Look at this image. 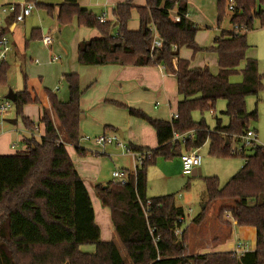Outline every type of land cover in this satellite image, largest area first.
Listing matches in <instances>:
<instances>
[{"label":"trees","instance_id":"1","mask_svg":"<svg viewBox=\"0 0 264 264\" xmlns=\"http://www.w3.org/2000/svg\"><path fill=\"white\" fill-rule=\"evenodd\" d=\"M133 1L116 4L114 20L104 23L80 7L77 0H64L57 10L59 24L67 25L76 19L77 26L95 28L100 34L99 38L78 43L79 65L162 64L176 77L180 100L177 118L172 121L151 119L139 110L116 104L152 126L157 147L149 150L151 158L143 161L126 183L95 185L96 197L101 206L109 209L114 232L131 264H264V146L249 147L253 152L248 155L240 153L244 164L223 186H219L215 176L203 179L208 201L226 202L218 209L219 220L226 212L235 225L255 228L252 251L189 253L186 229L179 237L174 234L178 218L184 214L182 207L176 205L174 194L146 196L147 168L157 158L179 157L206 142L210 155L230 156L233 137L250 130V121L257 119L256 112L246 111L245 98L258 97L264 89V73L258 71L254 59L246 57L249 49L246 34L255 21L264 27V0H231L230 29L221 31L214 38L215 46L208 49L217 54L219 70L215 75L207 67L190 68L188 60L179 58L181 48L193 54L201 51L195 42L198 26L187 17L188 0H145L144 6H136ZM229 1L216 0L218 21ZM25 2L34 3L50 17L55 12L51 4ZM133 9L138 14L137 30L128 29ZM19 11V6H14L13 20ZM174 15L179 16V21H174ZM151 26L162 40L159 49H150ZM39 36L40 30L32 29L28 40ZM242 61L245 66L241 82H230ZM7 70L6 62L2 63L0 86L6 84ZM64 81L68 91L66 101H59L56 93L45 91L51 114L44 111L40 118L42 135L38 139L33 136L24 139L25 147L19 151L0 155V264H126L112 241L100 239L90 196L67 152L66 146L71 145L81 156L85 155L78 147L83 91L76 73L64 75ZM218 99L226 102L223 111L228 118L226 125L217 120L210 130L203 121L192 120L193 111H212ZM33 103H37V98L26 88L14 93L16 115L21 116L29 130L34 125L22 116V108ZM188 131L195 132L193 140L171 141L173 133ZM127 150L144 149L130 146ZM147 200L150 204L145 217L141 205ZM84 245L94 246V252H82L80 247Z\"/></svg>","mask_w":264,"mask_h":264},{"label":"crops","instance_id":"2","mask_svg":"<svg viewBox=\"0 0 264 264\" xmlns=\"http://www.w3.org/2000/svg\"><path fill=\"white\" fill-rule=\"evenodd\" d=\"M44 1L49 2L45 3ZM63 1L64 0H37L38 3L53 5L55 7L53 16L50 17L43 9H37L34 7L28 16H25L22 21H19L16 18L13 20V11H8V8L16 5L20 7L26 3L25 0H0V18L5 24L3 33L8 39L10 46L5 61L6 64H8L9 69L12 67V64L9 62L13 59H18L23 62L27 58L34 64H41V62L44 64L49 62L52 56H59V60L55 62L57 67L56 74L59 77V81L65 82L64 75L76 73L78 75L80 89L83 91L80 97V114L78 120L79 138L86 136L92 137L101 133H117L119 137H121L120 139H122L123 145H125L124 147L129 148L130 146H133L144 150L155 149L157 147V138L152 126L141 118L129 115L125 108L118 107L116 104L139 110L151 119L172 121L174 120L173 116L177 112V104L180 100L177 93L175 75L169 73L162 64L144 67L79 65L77 63L78 43L82 40L99 38L100 34L95 28L59 25L57 22V10L58 6L62 4ZM123 1L124 0H77V3L80 7L87 9L91 13H95L96 17L104 15L107 22H109L114 20V6ZM133 4L136 6H144L145 0H134ZM212 6H214V4ZM187 8V17L193 23L196 22L189 14L191 10H196L201 15L205 16L206 7L202 4V0H188ZM94 9H96V12L93 11ZM33 15L38 16V18L40 17V19L42 17V23L40 26H34L37 24L32 19ZM44 17H46L45 20H43ZM32 29H39L40 36L36 40L29 41L28 39ZM128 29H138V14L135 9L131 11V19L128 22ZM221 31L224 30H220L217 34L213 35L209 46L200 47L195 37L197 46H199L201 50H208L211 47H214V38L217 37ZM45 33L49 34L52 38V44L49 46H46L41 42L42 36ZM253 48L254 46H252V49ZM211 52L212 53L205 52L202 56V60H199L197 59L198 56L193 54L191 50L181 48L179 50V58L182 60H188L190 68L207 67L210 73L215 75L219 70L217 54L213 51ZM251 52L252 51H250V55L246 54V57L254 59L257 62L258 68V61L256 57L251 55ZM209 55L210 57H208ZM32 56L34 59H32ZM173 65L174 67L176 66V59L173 60ZM244 66L245 62L242 61L238 65L236 73L229 78L230 82H241L242 69ZM235 77L238 78V80H233ZM39 80H42V76L39 77ZM44 89L45 91L49 90L56 93L59 101L64 102L68 99V97L59 96V88L57 86H54L53 89L46 87H44ZM44 89L42 91H35L34 88L29 90L30 94L37 98V103H35L37 107L35 108L34 117H32L33 115L28 111V105L22 109L23 116L27 117L34 126L39 124L43 112H49L50 110ZM12 93L14 94L15 92ZM256 101H259V95L256 97ZM210 112H213V110ZM252 112H256V110ZM3 113H0V115ZM217 120H219V124L221 125L227 124H223L220 118H215V125ZM4 122L7 126L3 130L0 129V155L14 153L15 143L17 141L21 142L23 149L25 147L23 142L24 139H29L32 136L38 139L35 132H33V129H26L21 122L20 124L18 123V118H7L4 119ZM106 126H110L112 129L105 128ZM250 130H253L256 134V131L251 127ZM13 132L17 133L16 138L11 136ZM78 141V147L85 152L84 156H81L79 152H76V149L71 145H67L66 149L84 184H86L87 179L93 184V186L97 184L106 185L107 183L114 182L113 180H107L109 179V173L111 175L113 170L121 169L127 170L128 172L132 171L134 161L131 154L128 152L117 150V146L115 145H106L103 148H100L95 145L91 139L88 141ZM232 143L238 142L232 141L231 144ZM231 144L230 149L232 148ZM247 149L248 148H245L241 153L246 155ZM196 150L198 151V149ZM90 151H94L95 153L92 154ZM175 158L176 159L174 160L173 158L169 160L171 163L175 162L177 168L173 171V174L165 176L166 178H170L172 175L182 176L179 157ZM160 159L162 158H157L156 162ZM113 160L117 162L121 161V163L118 164L119 167L116 168L114 164V168L111 169V172L105 171L106 167L104 165L106 163L110 164ZM200 174L201 162L197 168H194L191 171L190 175L200 176ZM88 194L91 200L92 193L88 191ZM93 201L94 204H92V207L94 211V220L100 230V239L102 241H113L117 236L113 229L109 209L101 206L96 197L95 191ZM225 203L226 202L215 203V210L213 211L212 216L208 219L205 218V216L201 217V220H199L200 218L195 219L198 216L197 215L189 218L188 221L182 225V229H185L187 226L186 230L189 232L188 242H204V238L202 239L200 235L198 236L200 226H206L208 231L206 236L208 234L212 236L210 238L211 243L209 246L208 244H205L200 248H196L199 245H193V248L198 249V254L210 252H234L237 254L238 252H236L235 247L238 243L245 246V251L254 250L256 237L255 228L235 225L228 213L225 212L226 214H223L224 216L222 219L218 220V224L213 225L215 222L213 221V226L210 225V223L204 225L206 222L210 221L213 216L216 218L219 207ZM203 207L204 205L201 209H203ZM82 247L83 246L80 247V250L85 252L84 249L82 250ZM88 251L89 252L87 253H92L91 249H88Z\"/></svg>","mask_w":264,"mask_h":264},{"label":"rangeland","instance_id":"3","mask_svg":"<svg viewBox=\"0 0 264 264\" xmlns=\"http://www.w3.org/2000/svg\"><path fill=\"white\" fill-rule=\"evenodd\" d=\"M46 2H49V1H46ZM202 4L206 7L205 16L201 15L196 10H191L189 12L190 16H192L191 18L196 22L195 24H197L198 26V31L195 37L200 47L209 46L213 35L217 34L218 31L230 29V25H229L230 10L228 9L229 2L226 4L225 9H224V14L219 21L217 20V7L215 5L216 4L215 0H202ZM213 4L214 6H212ZM93 11L96 12V9H94ZM34 13H35V10H34ZM93 14L95 15V13ZM32 19L37 24L34 26H40V24L42 23V17L40 19V17L38 18V16L33 15ZM45 19L46 17L43 18V20ZM68 25L79 27L77 26L76 19L72 20L71 23L65 26H68ZM80 28H83V27L80 26ZM57 36H60V35H57ZM246 41L248 45L250 46L246 54L250 55V51H252L251 55L256 57L258 61L259 71L261 73H264V27H261L258 21H255L254 29L247 32ZM252 46H254L253 49H252ZM205 52L212 53L210 50L198 51L197 53H195V55L198 56L197 59L202 60V56L204 55ZM190 56H191V52H190ZM208 57H210V55ZM32 59H34L33 56H32ZM13 60H10L9 62L12 64V67L9 69V66H8L6 84L3 86H0V103L6 100L4 96L9 91L18 92V91H22L24 88H26L28 91L31 88H34L35 91H42L44 87L53 89L54 86H57L59 88V94H60L59 96L68 97V91H67L65 82L59 81V77L56 74L57 67H56L55 62H47L49 64L47 63L42 64V62L40 61L42 64L41 65V64H34L31 61H29L27 58L23 62H21V60L19 61L18 59H13ZM40 76H42L41 81L39 80ZM233 80H238V78L235 77ZM44 92H45V89H44ZM258 95H259L258 102L256 101L255 96L249 95L245 98V104H246V109L248 112H252L256 110L257 119L255 121H250L249 126L256 131V136H257L256 144L260 146H264V89H262V91ZM225 104H226L225 100L218 99L215 104V108L213 112L204 111L203 113H200L197 110L193 111L191 113L192 120L194 122L203 121L210 128V130H212L215 126V118H220L222 120V123L226 124L228 122V119L222 113V111L225 109ZM27 105H28V111L30 112L31 115H33L32 117H34L35 108L37 106L35 105V103L27 104ZM27 105H24L23 108ZM6 111L7 112L0 115V129L3 130L6 128L7 125L4 122V119H7V118H18V123L20 124L21 122V124L24 127L21 116L16 115L13 102L10 101L9 107ZM49 113L51 114L50 110H49ZM22 116H23V113H22ZM16 135L17 133L13 132L11 136L16 138ZM120 142L123 144L122 139H120ZM231 146L238 147L239 144L232 143ZM21 149H22V144L20 141H17L15 143L14 150L19 151ZM117 150L121 151L119 147H117ZM246 152H247L246 155H248V154H251L253 150L248 148ZM198 153L201 156L200 176L184 175L181 171L182 176L172 175L170 178H166L165 176H170L169 174L174 173L173 171L176 170L177 166L175 162L171 163L170 160H164L163 158L158 160L155 164L150 165L147 168V173H146L147 196L150 198H153V197H158V196H163V195L174 194L175 203L176 205L182 207L184 214H185L186 222L188 221L189 218L195 217L199 214H200L199 220H201V217H204V216L205 218L208 219L209 217L212 216V213L215 210L214 209L215 203L221 202V201H215V202L208 201V198L205 193L203 179L206 177L215 176L218 180L219 186L221 187L229 180L231 176H233L241 168V166L244 163V160L239 156L240 153L236 155H230L227 157H218V156L210 155L208 152L207 142L198 148ZM174 159L176 158H173V160ZM119 163H121V161L117 162L114 160L113 162H110V164L106 163L104 165L106 167L105 171L111 172V169L114 168V164H115V167L117 168L119 167L118 165ZM180 170H181V163H180ZM110 176L111 175L109 173V179L107 180L112 181L113 179ZM85 185H86L87 190L90 193H92L91 204H94V201H93L94 186L87 179H86ZM222 202H225V201H222ZM203 205L204 207L203 209H201ZM223 216L224 215H222L221 219L223 218ZM218 220L219 219L217 218V215H216V218L215 216H213L210 219V221L206 222L204 225H208L209 223L210 225H212L213 221H215L213 225H216L218 224ZM185 229H183V231ZM206 233H208L207 227L200 226L199 231H198V236L200 235L202 239L204 238L203 239L204 242L200 241L199 243H192V242H188L189 232L186 230L187 248H188L187 251L189 253L198 254V249L196 248H200L202 245L204 246L205 244H208V246L210 245L211 243L210 238L212 236H210L209 234L206 236ZM112 242L119 249L121 256L123 260L125 261V263L131 264L119 239L115 238ZM196 244H198L199 246L196 248H193V245H196ZM83 249L86 253L89 252L88 249H91L92 250L91 252H93L92 245H84L82 247V250Z\"/></svg>","mask_w":264,"mask_h":264},{"label":"built area","instance_id":"4","mask_svg":"<svg viewBox=\"0 0 264 264\" xmlns=\"http://www.w3.org/2000/svg\"><path fill=\"white\" fill-rule=\"evenodd\" d=\"M34 3H25L24 5L20 6L19 14L17 15L16 19L19 21H22L25 16H28L32 9L34 8ZM228 9L232 11L233 9V2L229 1ZM8 11H14V6H10L8 8ZM99 22H107V19L104 15H99L96 17ZM174 21H179V16L174 15L173 16ZM5 27L4 21L0 18V65L6 61L7 53L10 50L9 41L6 38V36L3 33V29ZM151 31L153 33V38L151 42L150 49L153 50L155 48L159 49L162 46V40L160 39L158 33L156 32L155 28L151 26ZM41 42L49 46L52 44V38L49 34L45 33L42 36ZM59 60V56L54 55L52 58H50L49 62H57ZM10 101L5 100L4 102L0 103V113L5 112L9 107ZM174 119L177 118V114L173 116ZM33 132H35L36 136L39 138L42 135V128L40 124H37L33 128ZM195 137L194 131H188L183 134H176L173 133L172 142H181L184 143L186 140H193ZM92 140L95 145H97L100 148H103L106 145H115L121 149L122 152H128L131 154L133 158V169L131 172H128L127 170H121V169H115L111 172V177L114 182H117L119 184H124L127 182V179L130 175H135V171L139 165L151 158V152L149 150H142V151H128L126 147H124L123 144L120 142V137L117 133H101L96 136H86L81 137L79 140ZM233 141L238 142V147H232L230 149V153L235 155L238 153H241L245 148L252 147L256 145L257 143V137L253 130H248L244 134L239 136H234ZM127 150V151H126ZM98 152V151H97ZM90 153H95L94 151H90ZM179 160L181 163V171L184 175H190L191 171L194 168H197L200 165L201 162V156L199 155L198 151L196 149H192L190 151L184 152L179 156ZM150 204V201H146L145 205H141L142 211L144 213V216H148V206ZM189 211V210H188ZM179 226L174 230V234L179 237L181 236L183 229L182 225L186 223L185 214L180 216L178 218ZM245 246L241 243H238L235 247L236 252L239 254L244 252ZM237 253V254H238Z\"/></svg>","mask_w":264,"mask_h":264},{"label":"water","instance_id":"5","mask_svg":"<svg viewBox=\"0 0 264 264\" xmlns=\"http://www.w3.org/2000/svg\"><path fill=\"white\" fill-rule=\"evenodd\" d=\"M114 26H115V24H114ZM5 99L8 101L14 102V94L11 91H9L7 93V95L5 96ZM65 264H68V263H65Z\"/></svg>","mask_w":264,"mask_h":264}]
</instances>
